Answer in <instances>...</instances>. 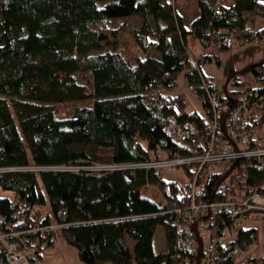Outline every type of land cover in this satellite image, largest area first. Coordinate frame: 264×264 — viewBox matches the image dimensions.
Segmentation results:
<instances>
[{
  "label": "trees",
  "instance_id": "16d2710c",
  "mask_svg": "<svg viewBox=\"0 0 264 264\" xmlns=\"http://www.w3.org/2000/svg\"><path fill=\"white\" fill-rule=\"evenodd\" d=\"M231 1L222 7L216 0H196L198 14L184 28L166 0H0V191L10 194L0 195V217L5 229L25 233L17 238L20 246L35 239L36 259L52 245L53 233L27 232L53 224L81 264L175 262L168 211L186 206L191 165L179 167L185 183L144 169L96 174L86 168L139 164L160 159L158 153L183 155L162 128L169 115L179 123H203L201 115L184 113L183 100L168 94L180 73L187 82L194 78L186 72V38L210 41L203 47L216 51H227L231 42H264V30L240 40L247 24L264 19V0ZM130 17L139 21L128 29L132 61L114 45L101 44L110 22ZM246 70L264 82V62ZM155 96L161 111L153 105ZM236 97L226 92L225 110ZM234 169L237 188L258 189L264 197L259 188L264 170L255 159L238 161ZM221 176L197 182L202 199ZM148 185L157 189L162 205L141 195ZM40 207L46 213L36 223L31 213ZM157 227L166 242L163 254L152 249ZM255 242L254 230H237L242 250Z\"/></svg>",
  "mask_w": 264,
  "mask_h": 264
},
{
  "label": "built area",
  "instance_id": "2783aa9c",
  "mask_svg": "<svg viewBox=\"0 0 264 264\" xmlns=\"http://www.w3.org/2000/svg\"><path fill=\"white\" fill-rule=\"evenodd\" d=\"M214 13H217L216 8ZM240 34V40L243 41L248 31L241 30ZM207 35L211 40V34L207 32ZM209 42L204 40L201 44L206 46ZM186 63L187 74L194 77L190 82L186 81V90L200 105H206L201 113L203 123H179L174 116L169 115L164 118L162 128V133L179 145L177 150L182 151L183 155L174 151L158 160L139 164H100L87 167L91 168L87 171L97 174L104 171L144 169L167 181L178 180L169 174L170 170L191 165L192 177L187 190V204L168 211L173 231V264H194L197 245L193 232L188 228L193 218H197L195 226L201 242L199 264H233L242 252L237 243V230L241 229V222L249 214L264 211V197L258 189L247 191L245 188H237L235 180L230 179L233 170L227 178L213 186L205 199L199 194L197 182L210 175L223 176L233 163L245 159H255L264 170V144L254 137L256 126H264V92L246 83H227L224 87H219L201 74L196 59L187 56ZM197 89L201 92L198 93ZM226 92L237 93L234 105L229 110H225ZM153 105L157 111L163 109L157 96L153 98ZM1 171L4 170L0 169ZM262 187L264 184L259 188ZM16 217L13 213V218ZM4 225L6 223L0 217V262L42 264L35 258V239L29 240L22 247L17 238L25 233L5 229ZM52 227L55 226L35 228L27 233L43 237L45 231L52 232ZM254 264L259 263L255 261Z\"/></svg>",
  "mask_w": 264,
  "mask_h": 264
},
{
  "label": "crops",
  "instance_id": "0c3cea01",
  "mask_svg": "<svg viewBox=\"0 0 264 264\" xmlns=\"http://www.w3.org/2000/svg\"><path fill=\"white\" fill-rule=\"evenodd\" d=\"M168 3L175 6V11L180 18L184 28H188L189 24L198 14L196 0H166ZM217 6L229 7L232 5L231 0H216ZM246 29L252 35L264 30V19L255 17L252 23L246 25ZM210 47L204 48L197 39L187 37L185 40V51L187 56L197 60L201 74L219 87H224L227 83L230 84H250L258 90L264 91V82L258 81L246 68L250 65L264 62V42L252 40L246 43L233 44L231 42L227 51H216ZM154 54V55H153ZM156 57V53H152ZM210 56V60L202 62L203 57ZM232 73V76H230ZM234 84V85H235ZM172 96H178L185 103L184 113L190 115L192 113L201 115L202 108L197 99L186 90V78L183 73H180L176 80V87L170 92ZM254 137L261 144H264V126L258 127L254 131ZM252 227L245 219L241 223L242 230L252 229L256 233V242L258 243V231ZM128 246L131 248L132 243L129 241ZM250 246V247H249ZM242 250L233 264H249V261L255 260L260 263L264 258V254L258 259L253 258V247L249 245ZM152 249L155 254H163L166 250V242L163 235V230L154 234L152 238ZM54 251L62 256L64 264H81L74 249L67 246L61 239L59 229L55 233L54 240L51 246H48L43 251H46L47 256Z\"/></svg>",
  "mask_w": 264,
  "mask_h": 264
},
{
  "label": "rangeland",
  "instance_id": "374dc122",
  "mask_svg": "<svg viewBox=\"0 0 264 264\" xmlns=\"http://www.w3.org/2000/svg\"><path fill=\"white\" fill-rule=\"evenodd\" d=\"M138 24H139V21L135 17H130V18H127L125 20H118V21L110 22L107 26V31L105 32L106 41L101 43L103 45V49H107V47L109 45H114V49L116 51H120L122 56L125 59L132 61L134 58L135 52H134L133 47L131 46L132 40H131L130 35L128 34V29L134 28ZM111 31L116 32L115 38H112L110 36ZM152 53L153 52L150 51L148 53V55L152 56ZM168 94L171 95L170 92H168ZM89 103L90 102H88V101L79 102L76 105L84 106V105H88ZM158 156L160 158H165L166 155L163 153H158ZM86 169L91 170V168H86ZM169 174H172L173 177L178 178L179 182H181V183L186 182V179L183 176L182 170L179 167L170 170ZM231 175L233 176L234 180H237L238 177H237V172L235 169L232 171ZM0 195L4 196V197L10 196L9 193L2 192V191H0ZM141 195L148 198V199L154 200L155 202H157L160 205H162L164 203L163 199L161 198L157 189L152 185H148L144 189H142ZM45 213H46V210L43 207L36 208L31 213V217L33 218V220L36 223H38L44 217ZM261 215H262V211L252 212L251 214H249L245 218V220L248 221L250 224L255 225V227H252V228H254L258 231V243H252L251 244V247L254 246L253 258H256V259H258L259 256H262L264 254V219L261 218ZM58 229L59 228L57 226L52 227L53 237L55 236V233H57ZM161 229H162L161 227H157L156 233H159L161 231ZM202 236H203V241H204L205 240L204 235H202ZM51 251H52V253H50V256H47L46 251L41 252L39 260L42 262V264H64V262H62V256L59 255L57 252L55 255L54 251L53 250H51Z\"/></svg>",
  "mask_w": 264,
  "mask_h": 264
},
{
  "label": "water",
  "instance_id": "95a60500",
  "mask_svg": "<svg viewBox=\"0 0 264 264\" xmlns=\"http://www.w3.org/2000/svg\"><path fill=\"white\" fill-rule=\"evenodd\" d=\"M235 163H233L230 167L229 170L215 183H219L221 181H223L225 178H227L230 174V172L234 169ZM212 195L210 196L209 199H211ZM197 218H193V222L189 225V231L193 232L194 236H195V241H196V254H195V258H194V264H199V259L201 257V242L198 236V233L196 232V226H195V222H196Z\"/></svg>",
  "mask_w": 264,
  "mask_h": 264
}]
</instances>
